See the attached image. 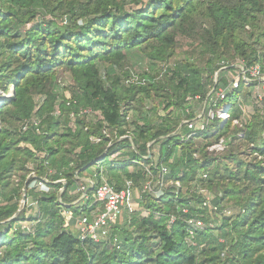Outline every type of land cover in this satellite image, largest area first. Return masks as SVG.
Wrapping results in <instances>:
<instances>
[{
    "label": "trees",
    "instance_id": "trees-1",
    "mask_svg": "<svg viewBox=\"0 0 264 264\" xmlns=\"http://www.w3.org/2000/svg\"><path fill=\"white\" fill-rule=\"evenodd\" d=\"M177 35L200 40L201 52L212 55L206 68L183 65L171 71L169 82L144 76L127 87L111 78L132 50H149L159 60L170 57ZM262 43L264 0H0V91L12 90L0 100V264H264L262 109L243 113L242 86L213 102L214 92L228 84L227 73L235 70L221 67L235 64V58L264 73V51L257 48ZM230 51L235 58L226 56ZM100 62L108 63L111 72L102 75ZM60 68L76 85L72 97L77 104L61 101L56 117L54 77ZM119 87L124 88L121 96ZM150 92L166 98L165 110H184L186 98L196 99L201 108L212 99L215 111L227 105L229 118L215 116L203 132L209 142L225 138L223 154H205L199 132L186 141L170 135L177 127L172 111L159 124L142 112L129 120V111L137 107L136 94ZM79 107L99 111L102 119L77 118L71 125L69 112ZM195 113L190 108L185 115ZM31 116L40 120L39 132L34 126L20 131V122ZM234 119L242 127L233 125ZM127 134L134 147L127 138L117 140ZM149 143L150 152L158 145L157 161L144 158ZM243 143L250 151L244 159L239 156ZM115 153L118 157L112 158ZM151 163L154 177L164 165L166 177L180 182L177 194L173 186L159 196L142 191L145 167ZM32 171L50 179L49 192L30 187ZM76 172L80 177L96 174L98 180L103 175L116 189L130 181L131 189L139 190V209L131 212L127 227L113 226L108 241H82L73 229L79 216L96 208L93 190L87 200L73 204L81 194ZM23 193L26 204L17 213ZM207 196L238 211L217 226L199 230L196 252L186 239V219L209 220L201 206ZM62 209L71 213L68 224ZM22 221L30 227L22 228Z\"/></svg>",
    "mask_w": 264,
    "mask_h": 264
},
{
    "label": "built area",
    "instance_id": "built-area-1",
    "mask_svg": "<svg viewBox=\"0 0 264 264\" xmlns=\"http://www.w3.org/2000/svg\"><path fill=\"white\" fill-rule=\"evenodd\" d=\"M223 64V62H222ZM235 67L234 71H229L228 73H235V75L228 81V84L226 88H219L214 92V103L216 100H221L225 98L226 93L228 90L234 91L238 89L240 86L243 87L244 90H251L253 89H264V73H261L258 66H252L250 68L245 67V63L243 61H237L233 65L226 66L223 65L221 69H225L227 67ZM214 82H217V75L215 73L214 76ZM213 89L211 90V92ZM7 97L2 91H0V96ZM12 95V90H11ZM259 97V100H261L260 95H256ZM65 102L66 106H72L76 105L77 101L73 97H67V98H61L58 95V102L54 108L53 115L59 116L61 113L59 104L61 101ZM212 101V99L210 100ZM210 101L207 102V100L204 101V107L201 112L195 113L193 117L183 120L179 123V125L176 127V129L171 133L170 135H175L180 138L181 141H186L190 138L196 139V134L199 132V135H197V138L202 142L201 143V149L204 148V150H207L209 153L217 154L219 152H222L226 148V140L223 136L217 137L211 144L207 145V137L203 136L204 131L206 130L208 124L214 119L216 116L217 118L221 119L222 121H226L229 118L228 114V106L222 105L215 113L212 109L207 108L206 104L210 103ZM262 110H264L261 107ZM69 118H70V124L73 125L74 121L77 118H85L88 121H98L102 119V115L99 111L94 110L91 107H79L77 110H71L69 112ZM40 120L38 117L31 116L29 118H26L20 122V131L25 132L32 126L36 128L37 133L39 132V129L37 128ZM233 125H237L239 127H242V124L239 122V120L234 119ZM103 133H105L106 136H109L106 130H103ZM264 137V131L262 133ZM239 137H243V133H238ZM127 138L130 142L132 147V138L131 134L124 135L122 137H119L117 140H121ZM206 139V140H205ZM111 145V142L108 143V146ZM150 143L148 144V148L146 151V155L144 158H151V152L149 149ZM119 153H115L112 155V158L117 157ZM198 153H194L193 156L195 158ZM43 156V154H42ZM153 163L145 167V181L142 183V191L155 194L156 196L162 195L164 191L173 186L174 191L177 194L180 189L181 185L178 180H173L171 178H167L166 174L169 172L168 168L164 165H161L160 170L158 171V175L156 177L152 174V169L150 168ZM155 164V163H154ZM76 179H78L81 183L79 186V190L81 191V194L79 198L73 202V204L79 202V201H85L87 200V195L90 190H93L92 198L93 203L96 204V208L92 210V212L89 215H81L76 219V230L78 233V237L80 240H86L91 239L94 242H100V241H108L109 238H111V233L113 230V226L120 222L122 219V216L124 214H128V217L130 216L131 212L136 210L133 207L134 197L133 192L134 190H137L139 193V190L131 189V182L127 181L126 188L123 189H116L115 186L111 183H109L106 178L103 175H100V179L98 180L96 177V174L93 176H85L80 177L78 176V173H75ZM202 178H206L207 175L205 173L201 174ZM34 178L35 180L32 182L30 187H34L35 189L42 191V192H49V186L48 183L50 182V179H48L47 176L43 177H37L35 173L32 171L29 173L28 177ZM56 182H60L62 184L65 183L64 179H59ZM62 188L59 190L61 192ZM136 198V197H135ZM140 198L137 196V200ZM59 202H61V199H58ZM138 204V203H137ZM202 208H205L209 210L210 213L214 214H220L223 216H228L231 214V209L227 207H222L221 205L214 204L210 197H204L201 204ZM186 211L185 209L183 210ZM61 215L67 218L68 220L71 219V213L67 210L62 209ZM173 218L169 220V224L173 222ZM187 223V242L190 246L193 248H196L198 246L196 241L197 232L199 230H203L206 227L212 228L214 225L210 223V221L205 222L199 217L191 216L188 219H186ZM112 243L115 245L117 243L116 237H113Z\"/></svg>",
    "mask_w": 264,
    "mask_h": 264
},
{
    "label": "rangeland",
    "instance_id": "rangeland-1",
    "mask_svg": "<svg viewBox=\"0 0 264 264\" xmlns=\"http://www.w3.org/2000/svg\"><path fill=\"white\" fill-rule=\"evenodd\" d=\"M257 48L260 51H264V43L257 45ZM201 51H202V48L200 47V40H198L197 37H187V36H183V35H177L176 36V42L173 46L171 56L167 57L164 60L152 58L151 56H149L147 54V53H149V50H146L145 52H143L141 50L135 49V50H132L129 54H127L126 58L122 61L121 65L114 67V70H112V72L110 71L112 67H110L109 64L106 62H100L99 68H100L102 75L103 74L105 75L107 72H111V74H112L111 78L112 77L118 78L120 81V84L123 85L124 87H127L129 85V82L138 81L139 79H141V77H144V76L156 77L157 79H161V80L166 82L171 75V71L174 70V68H176V67L191 64L194 67H198L199 69H202L204 67L206 68V63H207L209 58H212V55L210 53L203 54ZM233 52L234 51H230L226 56H229L230 58L231 57L235 58ZM213 59H214L213 60L214 63L216 64L217 63L216 58L214 57ZM235 59H236V60H234L235 62L239 61V60H237V58H235ZM214 63H213V65H214ZM213 65H212V67H213ZM218 72H219V70L215 72L217 75V78L219 75ZM215 73H214V76H215ZM205 75H207V72H205ZM234 75H235V73H227V75L225 77L227 82ZM165 76H167V77H165ZM54 78H55V82L57 85L56 88H57L58 95L61 98L72 97V93H74L77 90V88H76V85H75L72 77L70 76L69 72L63 68L57 69ZM168 82H169V80H168ZM168 82H167V84H168ZM166 88H167V90L169 89L168 86ZM123 90H124V88L119 87V91H121L120 96L122 95ZM229 91L230 90H228V92ZM163 93L166 94L167 91H164ZM5 95L7 97L1 95L0 100L3 98H9L11 96V89ZM256 95H260L261 100H259V97ZM39 98H40V96L37 95L35 97V102H37L39 100ZM135 98L137 100V104H136L137 107H136V109L129 111V113H128L129 120H133V119L139 117V113L142 112V115L146 114L147 117L154 124L161 123V117H163L166 113H168V111H172L171 112V118L177 120L176 124L178 126L181 121L189 119V117H186L185 114L189 113L190 108H191V111H193V112L196 111V113H198V111L201 112L203 107H204V102H203V106L201 108L198 106L196 99L186 98L185 101H187V103L184 105V107H185L184 110H183V108H177L174 110L170 108V109L165 110L164 106H165L166 98L165 97L162 98V96H160L158 94H154V92H150L149 96H146L145 94H142V93L141 94L138 93V94H136ZM263 99H264V89H260V91H258V89H253V88L249 91L244 90V92H242V94L239 96V100H240L239 103L241 106V110L246 115L247 114L250 115V114H253V112H255V110L257 108L262 107L264 109ZM208 107H210V109H212L210 103L206 104V109ZM212 110L215 113V110L214 109H212ZM184 111H185V113H184ZM260 114L264 116V110H262L260 112ZM211 143L212 142H209L207 140L206 146L211 144ZM202 150L205 152V154L209 153V152H207V150H204V149H202ZM151 152H152L153 160L157 161L158 155H159L158 145H155L152 148ZM223 152L224 151L219 152V153L214 154V155L221 156L223 154ZM239 152H240L239 156L241 158L244 159L245 157H247V158L249 157L248 154L250 153V151L248 149V146H246V144L245 145H244V143L241 144V147L239 148ZM200 155H201V153L199 152L196 155V157L198 159L202 160ZM117 157H115V158H117ZM137 196H139V193L137 190H134V192H133V197H134L133 207H134V209H139V206L137 204ZM1 203L2 202L0 199V204ZM225 203L223 202V203H221V205L231 208V214L237 213V211H238L237 208L233 207L232 205H230L227 202H225ZM25 204H26V202H24V204L22 205L21 210L24 208ZM20 205H21V201H20ZM26 212L28 215H31L32 210L27 208ZM206 212H207L206 215L208 216V219H209L208 221H210V223H212L214 226L219 225L221 223V221L223 220V217H224L223 215L210 213L209 210H207ZM231 214H229V215H231ZM32 215H34V214H32ZM142 215H147V212L142 211ZM62 218H63L65 224L69 223V220L67 218H65L64 216H62ZM128 219H129L128 214H124L122 216V219L119 222V225L123 226V227H127V223H128L127 220ZM21 225H22V228L28 229L30 227L31 223L29 221H22ZM73 229L76 230V220L73 224ZM197 247L198 246H196V249H195L196 252L198 251Z\"/></svg>",
    "mask_w": 264,
    "mask_h": 264
},
{
    "label": "water",
    "instance_id": "water-1",
    "mask_svg": "<svg viewBox=\"0 0 264 264\" xmlns=\"http://www.w3.org/2000/svg\"><path fill=\"white\" fill-rule=\"evenodd\" d=\"M105 152H106V151H105ZM105 152H104V153H105ZM103 155H104V154H103ZM96 162H97V160L94 161V163H96ZM25 199H26V196H25V193H23L22 200H21V205L19 206V209H18L17 213L21 210L22 205H23L24 202H25Z\"/></svg>",
    "mask_w": 264,
    "mask_h": 264
}]
</instances>
